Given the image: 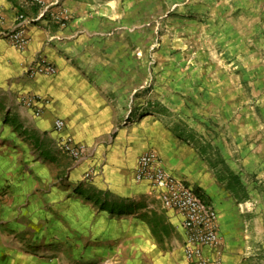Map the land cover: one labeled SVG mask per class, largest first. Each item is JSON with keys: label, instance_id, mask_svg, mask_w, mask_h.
I'll return each instance as SVG.
<instances>
[{"label": "crops", "instance_id": "0c3cea01", "mask_svg": "<svg viewBox=\"0 0 264 264\" xmlns=\"http://www.w3.org/2000/svg\"><path fill=\"white\" fill-rule=\"evenodd\" d=\"M62 4L71 20L63 27L51 21L26 25L24 49L0 38V264H65L106 251L126 264L131 240L143 252L155 246L149 223L162 206L159 193L134 179L137 159L148 149L170 174L210 197L225 242L222 264H249L241 204L231 201L222 210L207 161L170 127L144 116L135 103L131 107L130 92L140 87L131 69L138 76L141 68L143 83L144 63L139 51L131 52L129 35L114 37L103 15L69 0ZM16 12L31 19L37 8L0 0L3 28L15 25ZM39 56L55 67L54 75L28 77ZM28 96L41 101L27 106ZM55 119L65 123L62 134L53 128ZM62 135L85 146L82 158L62 151ZM165 210L179 222L183 238L179 216ZM22 245L37 247V255Z\"/></svg>", "mask_w": 264, "mask_h": 264}, {"label": "rangeland", "instance_id": "374dc122", "mask_svg": "<svg viewBox=\"0 0 264 264\" xmlns=\"http://www.w3.org/2000/svg\"><path fill=\"white\" fill-rule=\"evenodd\" d=\"M69 2L103 15L114 37L129 35L131 52L139 51L144 63L143 83L141 68L138 76L131 69V77L140 79V87L130 92L131 107L135 103L144 116L161 121L179 137L193 135L188 141L210 166L214 199L222 210L231 201L241 204L244 261L264 264V0ZM217 155L226 163L220 169L239 177L240 191L219 175L213 165ZM166 212L159 205L155 221L150 219L155 246L143 252L131 240L126 264H156L159 256L161 264H189L179 222ZM20 248L36 254L35 246ZM65 264L119 262L106 251Z\"/></svg>", "mask_w": 264, "mask_h": 264}, {"label": "built area", "instance_id": "2783aa9c", "mask_svg": "<svg viewBox=\"0 0 264 264\" xmlns=\"http://www.w3.org/2000/svg\"><path fill=\"white\" fill-rule=\"evenodd\" d=\"M20 8L36 7L34 18L27 19L22 12L15 13V25L9 29L3 28L4 19L0 14V38L10 47L22 50L29 42L25 26L31 23L49 21L60 27L71 20V14L62 4V0H18ZM2 27V28H1ZM55 67L44 57L39 56L27 71L29 78L38 75H54ZM27 106H34L41 99L36 96L23 98ZM41 108L34 111L39 116ZM53 128L59 134L65 129L62 119H55ZM59 144L64 153L78 160L86 152L82 143L71 136L62 135ZM90 172L85 177L90 176ZM134 179L138 183L152 186L159 193V199L164 209L174 211L181 220L183 233L184 255L189 264H222L225 242L220 231L218 212L212 203H206L195 192L193 187L170 174L162 166L157 153L148 149L137 159Z\"/></svg>", "mask_w": 264, "mask_h": 264}, {"label": "trees", "instance_id": "16d2710c", "mask_svg": "<svg viewBox=\"0 0 264 264\" xmlns=\"http://www.w3.org/2000/svg\"><path fill=\"white\" fill-rule=\"evenodd\" d=\"M166 110V109H164ZM165 112L166 111H161L158 114L161 116H165ZM188 139H193V135H187L186 140ZM199 152L204 155L206 154V150L204 147H202L201 149H199ZM213 165L215 166V168L217 167V170L219 172V175L224 176L225 179L227 180V185L229 187H231V189L233 191H240V189L242 188L240 181H239V177L237 175H235L234 173H232L231 171H226L224 169H220V165L223 167H226V163L224 161L223 158H221L220 156L217 155V160L213 163ZM195 192L199 195V197L201 199H203L206 203H211V199L210 197H204V195L202 193H200L199 191L195 190Z\"/></svg>", "mask_w": 264, "mask_h": 264}]
</instances>
